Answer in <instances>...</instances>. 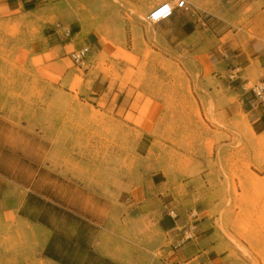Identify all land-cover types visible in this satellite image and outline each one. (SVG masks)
<instances>
[{
    "label": "rangeland",
    "instance_id": "obj_1",
    "mask_svg": "<svg viewBox=\"0 0 264 264\" xmlns=\"http://www.w3.org/2000/svg\"><path fill=\"white\" fill-rule=\"evenodd\" d=\"M171 1L33 0L13 14L0 1V198L24 201L29 190L10 180L27 184L41 170L30 190L49 203L20 213L52 224L67 255L103 243L108 255L163 264L176 242L159 224L174 209L189 235L204 221L197 230L213 235L199 263L264 264V135L234 94L254 65L253 0H186L167 23L146 19ZM76 26L96 34V52L81 67L51 63L49 34ZM239 51L245 59L233 62ZM7 217L0 264H38L29 222L18 229L17 212Z\"/></svg>",
    "mask_w": 264,
    "mask_h": 264
},
{
    "label": "crops",
    "instance_id": "obj_2",
    "mask_svg": "<svg viewBox=\"0 0 264 264\" xmlns=\"http://www.w3.org/2000/svg\"><path fill=\"white\" fill-rule=\"evenodd\" d=\"M1 1V0H0ZM6 2V6L8 12L10 14L16 12H22L25 7L29 6L27 3L32 2L33 0H2ZM197 1V0H194ZM255 11L251 15V25L247 31V33L252 34V38L247 40L246 48L251 49L254 53V56L251 58L253 60L254 65L252 67H247L242 69V71L236 76L238 79V91H235L234 94L237 95L238 98H241V103L245 107L247 120L249 124L253 127V129L257 132V135H264V104H259L255 102L252 94L247 90L246 84H254L258 81L264 82V53H261L262 44L264 43V0H253ZM34 4V3H32ZM31 5V4H30ZM149 9V8H148ZM180 11V10H178ZM177 12V11H176ZM176 14V13H175ZM194 14V13H191ZM21 14L18 13L17 16ZM170 20V19H169ZM169 20H165L162 23H167ZM79 26H76L73 29V35L69 37V29L65 32L64 36H56L54 32L50 33L49 36H54L55 39L46 43L44 47L45 50H48L49 57L53 59L51 63H58L59 65H64L66 59L70 57V53L74 50H77L83 46H89L91 52L95 51V43L98 40L96 34L91 33L88 37L83 38L82 35H76L77 29ZM187 30L186 27L180 29L176 34L172 35L170 33L164 32L162 33L163 38L170 41L176 36H180L185 33ZM65 37V38H64ZM236 44V43H235ZM237 46V45H236ZM72 48V49H71ZM90 52V54H91ZM113 52V49L109 48V54ZM115 52V51H114ZM89 54V56H90ZM247 52L239 51L235 56L238 57L233 62H241L245 59ZM88 56V57H89ZM227 58V55H224ZM87 57V59H88ZM86 59V61H87ZM85 61V62H86ZM239 68H236L233 71H237ZM250 78H255V81H250ZM41 170H38L32 180L27 183L16 182L14 180L12 183L15 187L21 189L29 190V193L26 194L24 201L21 203H11L8 200L9 194H2L0 198V225L9 220L7 215H12L13 212H17V221L18 228L19 225L26 224L21 222L20 219H24L29 222V228L31 229L32 235L36 239L37 247L35 248L36 260H39V263L42 264H67L60 260V258H64L65 256H81V257H92L98 258L103 262H110V264H138L142 263L141 261H133L131 255H126L123 253H115L108 255L106 251V246L103 243H100L98 249L94 248L93 244L89 246L88 253H72L73 255H67V253H61L59 239L57 238L58 234L55 232L52 224L48 222H40L38 219H29L27 216H24L20 213V210L23 209L27 203H49L47 199L40 195L34 194L30 189L37 184L38 177ZM1 176L4 177V173H0ZM7 189V188H6ZM6 191V190H4ZM33 196L36 197L35 200ZM28 204V205H29ZM55 205V203H52ZM143 201L140 200L135 204L134 207L130 209V212H135L136 209L142 208ZM32 205V204H31ZM139 205V206H138ZM30 206V205H29ZM58 220V222H60ZM205 222V221H204ZM204 222H200L193 226L194 235L192 237L189 235L190 230L187 227V221L182 220L178 217V215L174 218L168 214V216H162L160 219L159 228L165 234V237L171 238L175 240L176 243H173L166 251L165 255L170 256L169 261L163 262V264H212L215 258L213 255L210 257L209 262L207 263H199L196 259L199 258L203 253L209 251L213 246L210 244V240L213 235L210 232H204V229H198L199 226H202ZM97 233V232H96ZM96 235V234H95ZM186 240V242L184 241ZM67 252V250H66ZM77 252V251H76Z\"/></svg>",
    "mask_w": 264,
    "mask_h": 264
},
{
    "label": "built area",
    "instance_id": "obj_3",
    "mask_svg": "<svg viewBox=\"0 0 264 264\" xmlns=\"http://www.w3.org/2000/svg\"><path fill=\"white\" fill-rule=\"evenodd\" d=\"M174 4L171 5L167 2H162L156 7H154L150 13L147 15L146 19L150 23H162L164 20L171 19L176 11L178 10H184L187 11L189 9V4L186 0H173ZM91 52L90 47L83 46L77 50H74L70 53V59L73 63H75L77 66H82L87 57L89 56ZM247 90L252 94L255 102L259 104H264V82L258 81L254 84H246ZM168 214L172 217H176V213L174 209H170L168 211Z\"/></svg>",
    "mask_w": 264,
    "mask_h": 264
},
{
    "label": "bare ground",
    "instance_id": "obj_4",
    "mask_svg": "<svg viewBox=\"0 0 264 264\" xmlns=\"http://www.w3.org/2000/svg\"><path fill=\"white\" fill-rule=\"evenodd\" d=\"M167 3L173 5V4H174V1L172 0L171 2H167ZM101 6H102V5H101ZM164 21H165V20H164Z\"/></svg>",
    "mask_w": 264,
    "mask_h": 264
},
{
    "label": "trees",
    "instance_id": "obj_5",
    "mask_svg": "<svg viewBox=\"0 0 264 264\" xmlns=\"http://www.w3.org/2000/svg\"><path fill=\"white\" fill-rule=\"evenodd\" d=\"M22 215H24L23 213H21ZM25 216V215H24ZM40 222H45L43 219H38Z\"/></svg>",
    "mask_w": 264,
    "mask_h": 264
}]
</instances>
